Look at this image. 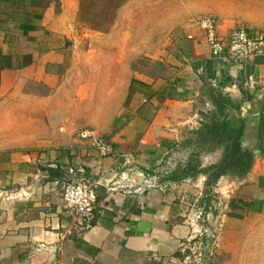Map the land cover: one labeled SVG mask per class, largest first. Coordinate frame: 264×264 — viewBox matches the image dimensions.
Listing matches in <instances>:
<instances>
[{"label": "crops", "instance_id": "obj_1", "mask_svg": "<svg viewBox=\"0 0 264 264\" xmlns=\"http://www.w3.org/2000/svg\"><path fill=\"white\" fill-rule=\"evenodd\" d=\"M192 2L0 0V264H181L186 214L206 176H173L200 152L218 96L230 100L229 116L260 100L263 119L249 173L213 187L211 211L226 216L211 264H264V58L213 56L197 23L214 16L222 37L264 30V0H215V15H202L206 0ZM150 54L147 66L140 59ZM75 70L88 92L123 86L103 94L118 126L100 132L68 112ZM84 129L110 140L113 153L100 157L79 138ZM222 156L202 152L201 167ZM80 174L100 192L86 228L63 203L67 179Z\"/></svg>", "mask_w": 264, "mask_h": 264}, {"label": "built area", "instance_id": "obj_2", "mask_svg": "<svg viewBox=\"0 0 264 264\" xmlns=\"http://www.w3.org/2000/svg\"><path fill=\"white\" fill-rule=\"evenodd\" d=\"M197 23L210 45L213 56L239 63L258 57L264 58V30L242 26L222 37L218 34V20L214 16L203 15L197 19ZM78 136L81 140L90 142L100 157L113 153L112 142L101 138L95 130L84 129ZM98 185L85 176L64 185V206L72 217L77 218L82 228L90 226L95 219ZM225 216L222 208L215 213L206 210L198 200L191 205L186 218L190 234L182 243L185 257L181 264H211V259L220 247Z\"/></svg>", "mask_w": 264, "mask_h": 264}, {"label": "trees", "instance_id": "obj_3", "mask_svg": "<svg viewBox=\"0 0 264 264\" xmlns=\"http://www.w3.org/2000/svg\"><path fill=\"white\" fill-rule=\"evenodd\" d=\"M247 61L251 60H246L245 62ZM131 93L132 90H130L129 94ZM212 100L216 110L203 123L202 129L198 134L201 146L200 152L193 153V158L189 164L179 173L175 172L173 176V179L195 178L199 174L206 176L205 193L200 201V205L205 207L206 210H211L213 207L215 196L212 190L219 179L227 175L242 178L249 173L254 162L253 150L244 149L240 142L244 125L233 126L232 122L228 120L227 104L230 100L222 96L213 97ZM216 148L223 149L222 159L216 164L201 167V153L213 151ZM82 177L84 176L80 174L75 179ZM75 179L69 177L66 183ZM99 194L98 187V198Z\"/></svg>", "mask_w": 264, "mask_h": 264}, {"label": "rangeland", "instance_id": "obj_4", "mask_svg": "<svg viewBox=\"0 0 264 264\" xmlns=\"http://www.w3.org/2000/svg\"><path fill=\"white\" fill-rule=\"evenodd\" d=\"M194 5L196 2L195 0H192ZM199 2L200 0H196ZM206 4L204 5L205 8H208L207 12L202 13L203 14H213L211 9L215 6V0H206ZM198 6L200 3L197 4ZM202 6V4H201ZM201 15V14H200ZM199 15V16H200ZM88 48H85L87 50ZM103 54H100L102 56ZM107 56H113L112 54L108 53ZM134 55V54H133ZM153 57L150 55H144L142 60L145 64L151 63V60ZM139 60V59H138ZM81 62H88V58H81ZM87 71V70H85ZM74 73V74H73ZM83 73L78 70H75L72 72V74H69V84L65 86L64 89V97H65V108L68 109V112H75L77 114V119L82 122L81 125L83 126H94L97 128L100 132H102V128L112 127L113 125H117L114 121L113 112H110L108 109V106H110L113 102L109 99L103 98V94L106 91V94L109 96L110 93H116V95L119 93V89L123 88L121 85H111L109 88L108 86L97 84L96 86L93 85L91 87V92H88L86 82L78 83V78ZM106 89V90H105ZM71 110V111H70ZM91 120V121H90ZM85 121V122H84ZM97 133V132H96ZM98 134V133H97ZM103 134H106L103 132ZM188 216V212L186 214V218ZM185 218V222H186Z\"/></svg>", "mask_w": 264, "mask_h": 264}, {"label": "water", "instance_id": "obj_5", "mask_svg": "<svg viewBox=\"0 0 264 264\" xmlns=\"http://www.w3.org/2000/svg\"><path fill=\"white\" fill-rule=\"evenodd\" d=\"M263 104L260 100H254L245 108L242 116H238L235 111H230V120L233 126L244 125L240 142L244 149L252 150L260 141L261 125L263 119Z\"/></svg>", "mask_w": 264, "mask_h": 264}]
</instances>
